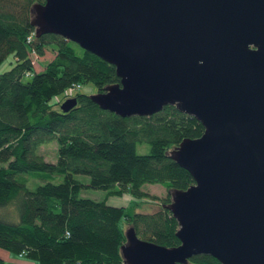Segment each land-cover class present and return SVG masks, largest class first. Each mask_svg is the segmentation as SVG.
<instances>
[{
  "label": "water",
  "instance_id": "water-1",
  "mask_svg": "<svg viewBox=\"0 0 264 264\" xmlns=\"http://www.w3.org/2000/svg\"><path fill=\"white\" fill-rule=\"evenodd\" d=\"M30 9L36 35L59 33L115 65L119 80L90 95L102 108L147 115L170 103L204 125L167 150L194 176L163 203L180 243L141 238L130 224L124 263L209 253L264 264V0H44Z\"/></svg>",
  "mask_w": 264,
  "mask_h": 264
},
{
  "label": "trees",
  "instance_id": "trees-1",
  "mask_svg": "<svg viewBox=\"0 0 264 264\" xmlns=\"http://www.w3.org/2000/svg\"><path fill=\"white\" fill-rule=\"evenodd\" d=\"M34 1L44 0H0V62L9 52L16 58L0 72V247L40 264H125L126 223L141 238L179 244L178 219L163 203L171 200L169 189L187 188L194 176L167 150L184 137L200 136L202 121L170 103L147 115L102 108L80 88L91 79L97 91L118 81L115 65L59 33L36 35ZM47 47L54 54L38 68L37 56ZM71 85L79 90L63 99L77 101L63 110V99L55 96ZM51 139L58 141L55 161L37 149ZM138 141L149 142V151H137ZM27 173L42 182L30 189ZM85 173L89 182L76 175ZM55 174L62 179L52 180ZM146 182H162L167 193L149 192ZM85 185L117 194L130 190L140 200L109 203L83 195ZM148 198L157 200L158 209L140 207ZM0 264H7L3 255ZM187 264L222 262L197 253Z\"/></svg>",
  "mask_w": 264,
  "mask_h": 264
},
{
  "label": "rangeland",
  "instance_id": "rangeland-1",
  "mask_svg": "<svg viewBox=\"0 0 264 264\" xmlns=\"http://www.w3.org/2000/svg\"><path fill=\"white\" fill-rule=\"evenodd\" d=\"M54 54V51L52 50V47H47L46 49V54L45 55H38L37 56V67L41 68L42 66H44V64L46 63L47 59L52 57ZM15 55L12 52H9L6 57L4 58V60H2L0 62V72L5 71L6 69L10 68L11 66H13L14 62H15ZM97 85L96 83L91 79V80H87V81H83L82 82V86L80 88V91L92 94L93 92L97 91ZM72 89V90H71ZM79 89H76L74 86H70L67 87L65 90L61 91L60 93H58L55 98L56 99H63V97L67 96V94L73 93L75 94L76 91H78ZM64 100V99H63ZM62 100V101H63ZM137 151L139 152H148L150 149V144L149 142H141L138 141L137 142ZM58 141L56 139H51V141H47V142H42L40 143V145L38 146V152L42 153L45 157V159L48 160H57V155H58ZM27 175L29 176V178L27 179V185L30 189L35 188L37 186L38 183L42 182L43 179H40L39 177H34L32 176V173H27ZM80 179H82V181H86L89 182V175L88 174H76ZM23 176V175H22ZM25 176V174H24ZM63 175L61 174H55L52 178V180L55 181H60L62 179ZM142 187H144L146 190H148L149 192L151 191L152 193L161 195V194H166L167 193V189L166 186H164V184L162 182H146L142 185ZM82 194L83 195H88L90 197L93 198H98V199H105L107 200V202L109 203H113V204H129V202H132V200H140V198L134 196L132 194V192L130 190H125L121 193H112V192H108V189H103V188H99V187H92L89 185H85L82 189ZM159 203L157 202V200L155 201V198H148L145 199L141 202L140 207H142V209L145 210H154V209H158ZM15 208V204L14 207L11 203L10 206H8L6 208V210L11 213L13 212ZM131 224V223H130ZM129 223H126L125 229L130 226ZM0 255H3L4 258L7 261V264H40L39 261L36 258H32L29 256H19L16 253H12L10 252L8 249L6 248H1L0 247Z\"/></svg>",
  "mask_w": 264,
  "mask_h": 264
},
{
  "label": "built area",
  "instance_id": "built-area-1",
  "mask_svg": "<svg viewBox=\"0 0 264 264\" xmlns=\"http://www.w3.org/2000/svg\"><path fill=\"white\" fill-rule=\"evenodd\" d=\"M28 37L31 38V35H29Z\"/></svg>",
  "mask_w": 264,
  "mask_h": 264
}]
</instances>
